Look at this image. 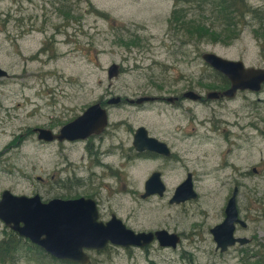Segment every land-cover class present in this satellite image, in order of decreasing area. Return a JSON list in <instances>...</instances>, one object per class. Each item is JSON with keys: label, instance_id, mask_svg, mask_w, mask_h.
Returning <instances> with one entry per match:
<instances>
[{"label": "rangeland", "instance_id": "1", "mask_svg": "<svg viewBox=\"0 0 264 264\" xmlns=\"http://www.w3.org/2000/svg\"><path fill=\"white\" fill-rule=\"evenodd\" d=\"M247 2L264 7V0ZM176 4L0 0V67L8 73L0 78V193H37L43 200L92 195L102 220L114 213L135 231L164 227L179 233L174 247L152 240L85 249L97 264H256L258 255L264 264V246L258 245L264 242V86L227 99L205 98L206 92L226 86L200 56L212 52L264 67V20L248 15L238 33L227 38L210 14L209 0ZM178 7L205 28L191 34L185 25L169 22L171 9ZM112 63L119 70L108 78ZM189 90L201 100L176 95ZM173 94L180 100L177 106L123 100ZM114 96L122 102L105 103ZM96 101L108 116L99 134L61 143L39 140L32 132L36 126L55 131ZM140 125L170 140L176 160L160 166L157 160L132 157L131 133ZM158 167L167 189L162 197L141 198L144 180ZM186 171L196 198L169 204ZM235 181L236 206L246 225H237L234 233L249 239L220 251L209 227L222 219ZM10 229L0 219V237ZM10 264L60 263L30 251Z\"/></svg>", "mask_w": 264, "mask_h": 264}, {"label": "water", "instance_id": "2", "mask_svg": "<svg viewBox=\"0 0 264 264\" xmlns=\"http://www.w3.org/2000/svg\"><path fill=\"white\" fill-rule=\"evenodd\" d=\"M202 60L214 70L223 74L229 85L223 90L206 92L205 98L233 97L237 90L257 91L264 84V67L245 66L241 60H230L212 52L201 53ZM118 72L114 63L107 68V77L111 78ZM6 70L0 67V78L7 76ZM184 97L196 100L201 96L189 90ZM153 96L125 98L130 104L152 101ZM171 98V97H169ZM168 100H172L169 99ZM120 96L110 97L107 104H117ZM107 111L100 101L87 106L80 114L63 123L58 130L45 127H33L32 132L42 141H62L84 139L92 134L100 133L107 125ZM133 147L137 150L147 148L157 151L164 144L152 137H147L144 127L136 128ZM190 174L175 188L169 202L179 203L197 196L193 188ZM158 173L152 172L144 183L145 191L141 197L151 193H162V184L155 188ZM237 188H234L223 207V217L209 227L215 248L220 251L238 242L246 243L248 237L235 235L236 223L245 226L246 221L239 216L236 206ZM98 209L94 199L89 197L60 198L54 197L43 201L39 194H15L8 189L0 193V219L18 235L28 238L45 252L57 258L87 263L90 260L85 251L87 248L101 249L108 243L123 246L148 244L157 240L160 245L174 247L180 240L176 231L164 227L154 230H133L114 213L106 220L98 218Z\"/></svg>", "mask_w": 264, "mask_h": 264}, {"label": "trees", "instance_id": "3", "mask_svg": "<svg viewBox=\"0 0 264 264\" xmlns=\"http://www.w3.org/2000/svg\"><path fill=\"white\" fill-rule=\"evenodd\" d=\"M174 4L177 5L176 0H174ZM209 5L211 7L210 14L212 18L215 19L214 22L216 23L219 22L222 25V28H224V32H222V34L224 37L227 38H232L238 33L239 29L241 28V24L243 23L246 24V22L245 21L243 22V20L248 15H251V17L256 18L257 21L264 20V7H260V6L254 7L250 5L247 2V0H209ZM199 8H203V7L199 6ZM186 16H187V12L185 9L180 7L172 8L170 11V16L168 18V21L175 22V24H177L178 27L185 25L187 30L191 34L193 33L192 30L205 28L203 22L198 21L197 23L196 20L192 18L187 19ZM260 26L262 27V25ZM220 34H218V38L220 37ZM221 38L222 40H224L223 37ZM130 43H132V40H130ZM134 44L137 43L134 42ZM213 73L216 77L220 79V82H224V86L228 85V80L226 79L225 76H223L221 73L216 71H214ZM258 245H261L263 247L264 242H258ZM25 246H28L30 249L25 250ZM30 251H35L36 254L39 255L42 254L45 256H49L50 259L54 260L55 262H59L60 264H83L77 261L58 259L57 257L52 256L49 253L43 251L41 247L31 242L28 238L18 235L15 231H12L11 229L9 230L8 235L6 236L3 235L0 237L1 264L13 263L15 262V259H17L22 255L29 254ZM258 257L260 256L258 255ZM258 257L256 256V261H257L256 264H261V260L260 258L258 259ZM85 264H97V263H95L93 260H89Z\"/></svg>", "mask_w": 264, "mask_h": 264}, {"label": "flooded vegetation", "instance_id": "4", "mask_svg": "<svg viewBox=\"0 0 264 264\" xmlns=\"http://www.w3.org/2000/svg\"><path fill=\"white\" fill-rule=\"evenodd\" d=\"M118 69H119V67H118ZM8 76V75H7ZM228 86V85H227ZM226 86V87H227ZM220 90H222V89H220ZM183 93V92H182ZM180 94V93H177L176 95H179V97H184L183 96V94ZM175 94H173V95H171V96H167V97H163V96H157V95H153L155 98H156V100H164V101H166V102H169V103H173L174 104V106H177L178 104H179V102H180V100H179V98H178V96H176ZM143 96H145V95H143ZM169 97H171V98H169ZM167 98H169V99H172V100H168ZM219 98H226L227 99V97H219ZM218 98V99H219ZM201 100V97L200 98H198V99H196V100ZM124 101H125V99H123ZM101 103H102V101H100ZM122 102V99L118 102V103H121ZM103 104V103H102ZM143 104V103H142ZM107 120H108V117H107ZM107 124H108V122H107ZM61 126V125H60ZM59 126V127H60ZM107 126V125H106ZM58 127V128H59ZM138 127V126H137ZM58 128L56 129V130H58ZM145 128V127H144ZM51 129V128H50ZM102 132V131H101ZM135 132H136V130L134 129V131L131 133V145H132V142H133V140H134V135H135ZM145 133H146V136L147 137H152V138H154V139H156L158 142H161V143H163L164 145L163 146H160V149H158L157 151H155V150H150V149H147V148H143V150H137L135 147H133V145H132V147L134 148V152H133V154H132V157H134V156H137V157H141V158H144V159H152V160H157L158 162H159V164H160V166L161 165H166V164H168V163H171L172 161H174V160H176V153L173 151V149H172V145H171V143L169 142L170 140H162V139H159V138H157V137H155V136H153L152 134L150 135L149 133H148V131L146 130V128H145ZM99 134V133H98ZM93 135V134H92ZM63 141H66V142H71V141H73V140H62L61 141V143L63 142ZM105 154H107V153H105ZM94 155L96 156V153L94 152ZM127 157H128V155H127ZM131 157H129L128 158V160L130 159ZM97 159V158H96ZM128 162V161H127ZM127 162L125 163V166H127ZM254 169V168H253ZM152 172H157L158 173V180H156V183H155V188H156V190H158L159 188H160V186H161V184H162V193L161 194H158L157 192H154V193H151L149 196H151V195H157L158 197H162L163 196V193H164V191L167 189V186H166V184H165V182H164V180H163V173H162V170H161V168H156V170H154V171H152ZM151 172V173H152ZM150 173V174H151ZM188 173L191 175V172H189V171H186V173H185V177H184V179L187 177V175H188ZM150 174L148 175V177L150 176ZM239 176V175H238ZM147 177V178H148ZM146 178V179H147ZM146 179L144 180V182H143V190H142V192L140 193V197H141V194L142 193H144V191H145V188H144V183H145V181H146ZM183 179V180H184ZM183 180H181L176 186H174L173 187V189H172V192H171V194L169 195V197H168V199H167V202L169 203V204H183L184 202H187L188 200H190V199H188V200H185V201H182V202H179V203H172V202H169V199L172 197V194H173V192H174V190H175V188L183 181ZM75 181H78V180H75ZM234 188H237V190L239 189V183H238V181H235L234 183H233V188H232V191H233V189ZM231 191V192H232ZM79 196H83V197H89V198H92V199H94V201H95V203H96V206H98V203H97V201H96V199L95 198H93V196L92 195H90V196H84V195H79ZM79 196H74V197H67V196H65V197H62V198H75V197H79ZM230 196V195H229ZM53 197H61V196H53ZM53 197H49L48 199H50V198H53ZM141 198H145V197H141ZM229 198V197H228ZM227 198V199H228ZM227 201V200H226ZM225 204H226V202H225ZM225 204H224V206H225ZM97 209H98V207H97ZM238 209V208H237ZM99 212V211H98ZM112 213H110V215H111ZM238 214H239V212H238ZM98 217H99V215H98ZM110 217V216H109ZM106 220V219H105ZM237 225H239L238 223H236V225H235V229H234V232H235V230H236V226ZM158 228H160V227H158ZM151 230H154V229H151ZM168 230V229H167ZM170 231H173V230H170ZM179 234V233H178ZM235 234V233H234ZM235 235H237V234H235ZM238 236V235H237ZM235 243H238L237 241L236 242H234V244ZM234 244H232V245H234ZM232 245H230V246H232ZM229 247V246H228ZM227 247V248H228Z\"/></svg>", "mask_w": 264, "mask_h": 264}, {"label": "bare ground", "instance_id": "5", "mask_svg": "<svg viewBox=\"0 0 264 264\" xmlns=\"http://www.w3.org/2000/svg\"><path fill=\"white\" fill-rule=\"evenodd\" d=\"M186 91H184L182 94H184Z\"/></svg>", "mask_w": 264, "mask_h": 264}]
</instances>
